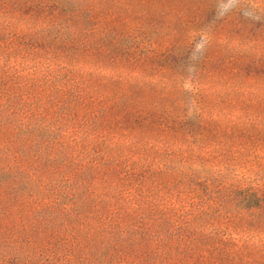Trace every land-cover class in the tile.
I'll list each match as a JSON object with an SVG mask.
<instances>
[{
  "label": "rangeland",
  "instance_id": "1",
  "mask_svg": "<svg viewBox=\"0 0 264 264\" xmlns=\"http://www.w3.org/2000/svg\"><path fill=\"white\" fill-rule=\"evenodd\" d=\"M0 264H264V0H0Z\"/></svg>",
  "mask_w": 264,
  "mask_h": 264
}]
</instances>
